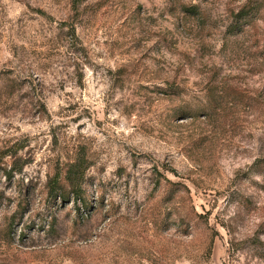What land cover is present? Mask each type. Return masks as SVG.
<instances>
[{
	"label": "rangeland",
	"instance_id": "obj_1",
	"mask_svg": "<svg viewBox=\"0 0 264 264\" xmlns=\"http://www.w3.org/2000/svg\"><path fill=\"white\" fill-rule=\"evenodd\" d=\"M0 264H264V0H0Z\"/></svg>",
	"mask_w": 264,
	"mask_h": 264
},
{
	"label": "trees",
	"instance_id": "obj_2",
	"mask_svg": "<svg viewBox=\"0 0 264 264\" xmlns=\"http://www.w3.org/2000/svg\"><path fill=\"white\" fill-rule=\"evenodd\" d=\"M239 12L241 13L243 10H240ZM81 175V164L79 162L70 163L68 169L66 170V179L73 183L74 181L79 180ZM53 192H55V190Z\"/></svg>",
	"mask_w": 264,
	"mask_h": 264
}]
</instances>
